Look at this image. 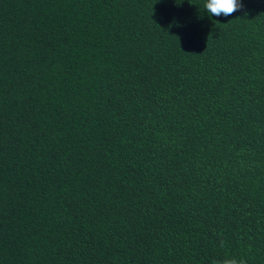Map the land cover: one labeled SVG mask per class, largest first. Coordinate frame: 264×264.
I'll return each mask as SVG.
<instances>
[{
	"label": "trees",
	"instance_id": "16d2710c",
	"mask_svg": "<svg viewBox=\"0 0 264 264\" xmlns=\"http://www.w3.org/2000/svg\"><path fill=\"white\" fill-rule=\"evenodd\" d=\"M205 2L0 0V264H264V0Z\"/></svg>",
	"mask_w": 264,
	"mask_h": 264
},
{
	"label": "clouds",
	"instance_id": "9594fccd",
	"mask_svg": "<svg viewBox=\"0 0 264 264\" xmlns=\"http://www.w3.org/2000/svg\"><path fill=\"white\" fill-rule=\"evenodd\" d=\"M242 8L243 4L240 0H206L204 4V10L215 17H228ZM221 247H223V241H221ZM213 264H247V261L235 256H226L223 259L214 260Z\"/></svg>",
	"mask_w": 264,
	"mask_h": 264
}]
</instances>
